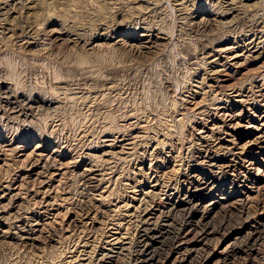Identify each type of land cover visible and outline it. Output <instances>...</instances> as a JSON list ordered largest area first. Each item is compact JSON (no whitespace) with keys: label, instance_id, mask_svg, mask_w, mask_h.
I'll list each match as a JSON object with an SVG mask.
<instances>
[{"label":"rangeland","instance_id":"rangeland-1","mask_svg":"<svg viewBox=\"0 0 264 264\" xmlns=\"http://www.w3.org/2000/svg\"><path fill=\"white\" fill-rule=\"evenodd\" d=\"M211 171L207 249L264 264V0H0V264H134Z\"/></svg>","mask_w":264,"mask_h":264},{"label":"bare ground","instance_id":"bare-ground-1","mask_svg":"<svg viewBox=\"0 0 264 264\" xmlns=\"http://www.w3.org/2000/svg\"><path fill=\"white\" fill-rule=\"evenodd\" d=\"M1 99L4 100L6 105H10L12 104L13 97H4ZM210 164H208L209 167H213V165ZM211 174L213 175L212 171ZM215 175L216 174L211 176V180L208 181V183L206 182L203 186L195 188L192 194L189 193L184 195L176 203L169 206L165 212H161L166 219V224L159 226L154 225L152 228L145 229V235L143 234L144 236L137 241V251L135 250L137 254L135 258L137 259L134 264H152L156 259V246H162V243H164L163 240L167 238L169 239V243L167 246H163V250H165V255L168 256L166 258V263L164 260L162 262L163 264H234L235 259H239V257L246 252L244 248L246 245V239L250 238L252 245L254 243L260 244V242L263 241V238L258 231V233L256 231L251 233L248 230L250 234H247V237L244 240L235 237L236 239L233 241L231 240L232 242L225 246L224 250H221V247L212 251L207 249L208 247L212 248L216 244V241L218 240L215 238L216 236H221V231L216 230L215 226H210L209 221L205 222L206 218L202 216L203 210L206 212L210 211L209 207H211L212 204L199 206L198 203L194 204L193 201L211 193L217 187L220 177ZM78 181L81 183L83 189L90 190L91 188H94L95 183L98 181L97 174L90 168L79 175ZM221 199L222 198L220 197L218 200L211 199L209 201H220ZM212 203L217 204V202ZM175 215H181L182 218L187 221H183L178 227H175L170 223L172 222V219L176 217ZM146 224L151 225L148 222ZM227 225L228 224L225 223L223 226L227 227ZM191 234L193 237L188 239ZM238 235L239 234L236 236ZM219 258L220 260H218ZM116 259L118 258L114 255H107L95 264H115Z\"/></svg>","mask_w":264,"mask_h":264}]
</instances>
